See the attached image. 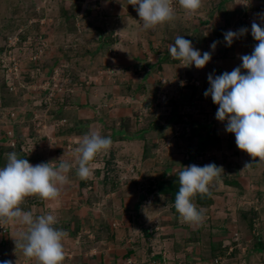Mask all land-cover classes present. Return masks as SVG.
Instances as JSON below:
<instances>
[{
    "label": "rangeland",
    "instance_id": "1",
    "mask_svg": "<svg viewBox=\"0 0 264 264\" xmlns=\"http://www.w3.org/2000/svg\"><path fill=\"white\" fill-rule=\"evenodd\" d=\"M129 2L0 0V167L10 152L75 164L86 133L112 140L88 179L73 167L58 198L29 196L21 208L57 217L62 264H264V161L236 147L203 95L209 73L251 54L264 0H202L194 13L173 0L174 19L148 30ZM242 27L226 46L223 33ZM178 35L201 54L219 43L202 69L183 67L168 52ZM208 163L224 173L210 197L193 198L204 222L186 223L178 173ZM25 227L0 223V262L37 264L15 248Z\"/></svg>",
    "mask_w": 264,
    "mask_h": 264
},
{
    "label": "clouds",
    "instance_id": "2",
    "mask_svg": "<svg viewBox=\"0 0 264 264\" xmlns=\"http://www.w3.org/2000/svg\"><path fill=\"white\" fill-rule=\"evenodd\" d=\"M178 3L188 13H194L202 6V0H178ZM129 4L135 6L145 30L175 17L173 0H130ZM257 16L260 22H252L251 36L258 43L251 54L240 56L241 64L231 72L209 73V87L203 95L210 96L213 104L218 105L215 118L227 121L225 130L234 134L236 147L250 157L264 161V13ZM248 31L242 27L223 33L226 46L230 47ZM218 43L213 41L211 51L201 54L192 41L178 35L168 45V52L173 59L182 61L183 67L194 65L202 69L211 60ZM111 144V138L99 131L86 133L75 148V164L61 156L56 164L49 161L32 165L27 159L18 158L16 152L6 154V163L0 167V223L11 221L26 226L14 239L15 248L22 249L25 257L35 258L37 264H62L65 258L62 241L67 236L62 228L55 227L58 220L53 214L34 217L31 211L23 210L21 204L25 198L33 195L44 200L58 198L59 186L68 182L70 170L75 167L80 179H88L92 175L89 162L99 152L108 150ZM249 166L245 163L244 168ZM223 173L222 166L214 163L191 164L179 171L180 187L174 207L184 222L197 225L204 222L203 210L197 208L193 198L197 194L210 197V186L218 183ZM0 264L13 262L5 260Z\"/></svg>",
    "mask_w": 264,
    "mask_h": 264
},
{
    "label": "trees",
    "instance_id": "3",
    "mask_svg": "<svg viewBox=\"0 0 264 264\" xmlns=\"http://www.w3.org/2000/svg\"><path fill=\"white\" fill-rule=\"evenodd\" d=\"M177 188V187H176ZM178 190L174 191V195L176 196ZM175 199V198H174ZM261 250L260 248H258V251Z\"/></svg>",
    "mask_w": 264,
    "mask_h": 264
}]
</instances>
